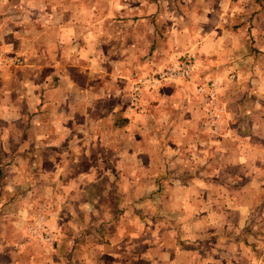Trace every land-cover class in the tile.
<instances>
[{
	"label": "rangeland",
	"instance_id": "rangeland-1",
	"mask_svg": "<svg viewBox=\"0 0 264 264\" xmlns=\"http://www.w3.org/2000/svg\"><path fill=\"white\" fill-rule=\"evenodd\" d=\"M105 1L0 0V11H44L45 16L48 11H87L90 5L95 11H134L139 4L136 0ZM140 1L154 5V0ZM256 1L236 0L234 8L228 9L222 17L233 28L252 20L250 24L257 44L253 47L254 55H250L248 46L237 43L234 51L238 55L224 67V78L205 80L195 86L194 92L201 100L203 111L200 121L204 120L206 125L201 124L204 130L200 137L207 136L212 147L220 137L230 133L229 128L221 130L227 108L220 94L223 82L234 84L241 80L249 85L250 80L259 79L256 94L264 88V4L258 10L254 5ZM190 2L157 0V11H190L187 15L190 18L194 11H200L198 0ZM191 4L194 6L190 7ZM248 11L254 12L249 14ZM161 23L168 24V18H162ZM78 34L79 38L83 37L82 32ZM147 56L152 54H144V48H140L139 59L144 62L124 88L128 89L129 102H118L122 111H115L113 105L109 113L82 112L73 127L65 119L69 117L68 112H56L57 120L53 121L54 126H48L47 133H41L36 127L28 132L27 128L23 130L25 120H12L6 125L0 117V264H264V184L247 185L238 169L229 175L218 170L212 158L207 162L202 161L204 158H193V142L188 145L193 149L182 153L185 158L181 165L187 170L180 176L154 178L126 168L127 164L132 167L135 160H122V154L139 150L148 154L144 148L149 145L144 141L153 139L151 146L157 148L159 155L164 151L165 140L170 141L169 132L157 127L161 123L164 126V122L153 125L155 130L143 122L149 115L146 110L142 111L143 107L156 99L166 101L168 97L163 89L175 82H192L197 70L195 58L189 52L154 66L146 62L150 58ZM21 58L24 57L0 51V89L19 93L20 81L23 83L26 79L33 88L39 89L36 77H31L32 72L28 76L26 68H14L22 65ZM187 61L195 65L190 80L152 86L144 89L137 103L131 101L135 82ZM67 63L65 58L63 64ZM7 68L16 73L19 80H5L3 71ZM43 74L50 77L49 72ZM211 82L218 86L215 106L221 110L222 117L216 132L208 122L209 101L197 92L200 85ZM252 96L257 97L254 93ZM0 97L3 98L1 92ZM26 107L24 103L21 105V108ZM123 107L134 109L142 116L140 129H130ZM2 114L0 112V116ZM17 114L21 118L26 116L24 112ZM108 114H112L109 120ZM31 115L33 113L28 117ZM48 115L53 118L52 112ZM31 121L37 124L34 118ZM109 126L111 129L107 130ZM197 138L191 133L189 139ZM136 139L142 141L140 147ZM76 152L78 159H70ZM119 167L123 169L118 170ZM200 167L212 171L205 177L207 189L192 186L198 177H190L197 176ZM87 171L91 174L84 175ZM172 171L176 173L175 168ZM174 178L177 181H168ZM186 182L191 185L187 192L183 190ZM52 225L59 229L57 239L51 238ZM112 232H124L130 239L113 245Z\"/></svg>",
	"mask_w": 264,
	"mask_h": 264
},
{
	"label": "crops",
	"instance_id": "crops-1",
	"mask_svg": "<svg viewBox=\"0 0 264 264\" xmlns=\"http://www.w3.org/2000/svg\"><path fill=\"white\" fill-rule=\"evenodd\" d=\"M136 1L139 4L133 8L134 11H95L96 8L93 9L91 5L87 11H48L45 16L44 11H0V51L24 57L21 58L22 65L14 68H26L28 76L32 72L31 77H36L39 87L33 88L31 81L26 79L23 83L20 81L22 86L19 93L13 89H0L3 96L0 97V112L3 113L0 117L4 124H10L12 120H25L22 122L23 130L27 128L28 132L30 128L36 127L41 133H47L45 130H49L48 126L57 120L56 112H68L69 117L65 119L73 127L77 125L82 112L109 113L113 105L115 111H122L118 102H129L128 89L124 88L144 62L139 59L140 48H144V54H152L151 57L147 56L150 58L146 62L153 66L155 63L160 65L176 60L189 52L196 63L194 80L168 85L163 89L168 97L166 101H149L150 105L142 109L149 113L147 119L142 120L148 127L155 130L153 125L164 122V126L161 123L157 127L169 132L170 141L165 140L164 151L160 156L156 153L157 148L153 149L151 146L154 145L153 139L150 142L144 141L145 145H149V148H144L148 154L141 153L140 150L122 154V160H135L132 167L127 164L126 168L154 178L158 175L180 176L187 170L181 165L182 158H185L182 153L191 151L193 148L188 145L193 142V158H204L203 162L212 158L218 164V170L231 175L238 169L244 175L247 185H263L264 88L257 94L255 90L260 80H250L249 85L241 83V80L234 84L223 82L220 94L224 96L227 108L221 130L224 132L229 128L230 133L226 137H220L213 147L209 145L210 139L207 136L205 139L200 137L203 133L201 124L205 125V122L200 121L203 113L201 100L194 92L195 86L205 80L224 78V67L235 61L238 55L234 51L237 43L248 46L250 55L254 53L253 47L257 44L254 43L253 27L250 24L252 20H245V24L240 23L235 28L225 23L222 17L228 9L234 8L236 0H198L199 10L203 14L194 11L190 18L187 16L190 11H157V0L153 1L152 7L146 2ZM263 4L264 0H257L254 5L259 10L263 8ZM248 7L252 8L250 4ZM253 12L248 11L249 14ZM80 16L83 17L78 18ZM162 18H168L169 23H161ZM17 24L22 28L16 27ZM80 32L83 37L79 38ZM65 58L68 61L66 65L63 64ZM47 71L50 77L43 74L48 73ZM3 72H6L5 80H19L18 75L12 73L10 68ZM253 93L256 98H253ZM23 103L25 107L28 103L26 108H21ZM123 108L126 113L124 118L129 120L130 129H140L139 119L142 116L134 109ZM16 112H24L26 116L21 118L19 114L16 116ZM49 112L53 113L52 119L49 118ZM31 113L33 115L30 118L28 114ZM107 116L109 120L112 114ZM33 118L36 125L31 121ZM109 129L111 126L107 130ZM156 133H152L153 136ZM191 133L199 138L190 140ZM122 134L124 135L123 132ZM136 143L140 147L142 141L137 140ZM118 145H121L120 140ZM78 154L73 153L70 159L77 160ZM119 156L118 153L117 159ZM174 162L176 165L171 167ZM123 168L119 167L118 170ZM174 168L176 173L173 174ZM199 170L197 176L194 174L190 177H198V181H195V185L192 183V186L207 189L209 186L205 177L209 176L206 175L210 174L208 172L212 174V171L205 167H200ZM87 174L91 173H84ZM175 179L177 178L168 181H177ZM189 186L191 185L186 182L183 190L187 192ZM50 227L54 231L50 232L51 238L57 239L59 229L54 225ZM110 239L113 245H117L121 241L126 243V239L130 237L124 232H112ZM153 246L156 247L157 243Z\"/></svg>",
	"mask_w": 264,
	"mask_h": 264
},
{
	"label": "built area",
	"instance_id": "built-area-1",
	"mask_svg": "<svg viewBox=\"0 0 264 264\" xmlns=\"http://www.w3.org/2000/svg\"><path fill=\"white\" fill-rule=\"evenodd\" d=\"M17 63H20L18 60ZM195 69V65L191 61L184 63H177L172 67H169L161 72H158L147 79L139 80L133 85V90L131 93V101L137 103L140 100L141 95L143 94L144 89H149L152 86L165 84L167 82H174L179 80H190ZM217 84L216 83H207L200 85L197 88V92L201 95L206 96V100L209 101L211 111L210 116L208 117V122L212 126V129L216 132L218 125L221 122V110L219 107L215 106V100L217 96Z\"/></svg>",
	"mask_w": 264,
	"mask_h": 264
}]
</instances>
